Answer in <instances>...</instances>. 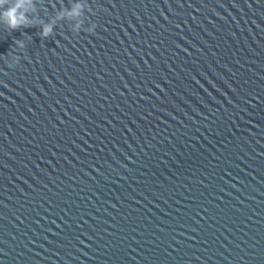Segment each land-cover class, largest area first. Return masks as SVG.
<instances>
[{"label":"water","instance_id":"obj_1","mask_svg":"<svg viewBox=\"0 0 264 264\" xmlns=\"http://www.w3.org/2000/svg\"><path fill=\"white\" fill-rule=\"evenodd\" d=\"M28 15L0 28V264H264V0Z\"/></svg>","mask_w":264,"mask_h":264},{"label":"clouds","instance_id":"obj_2","mask_svg":"<svg viewBox=\"0 0 264 264\" xmlns=\"http://www.w3.org/2000/svg\"><path fill=\"white\" fill-rule=\"evenodd\" d=\"M33 0H0V28L12 32L18 29L36 27L37 21L29 19V10L32 8ZM83 6L80 3L74 5L73 9L67 14L69 17H79L81 15ZM91 11V9H88ZM59 18V17H58ZM40 37L46 39L52 33L53 25L39 24ZM76 28H80V24L76 25ZM95 25H91L85 29L86 32L92 33ZM15 51L22 52L25 49V41L23 39L15 40ZM20 59L17 55H12L11 59H5V63L8 68H14Z\"/></svg>","mask_w":264,"mask_h":264}]
</instances>
